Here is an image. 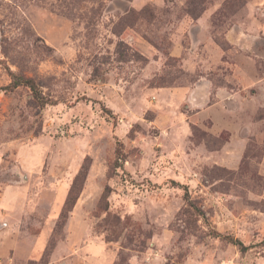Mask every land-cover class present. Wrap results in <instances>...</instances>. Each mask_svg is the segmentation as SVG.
Masks as SVG:
<instances>
[{
	"label": "rangeland",
	"instance_id": "rangeland-1",
	"mask_svg": "<svg viewBox=\"0 0 264 264\" xmlns=\"http://www.w3.org/2000/svg\"><path fill=\"white\" fill-rule=\"evenodd\" d=\"M251 1L0 0V186L65 192L42 263L68 237L71 264H264L263 11L243 49L226 38ZM211 6L205 61L173 56L199 50ZM13 76L47 104L2 91ZM202 81L213 108L199 115ZM38 211L31 229L45 233Z\"/></svg>",
	"mask_w": 264,
	"mask_h": 264
},
{
	"label": "crops",
	"instance_id": "crops-1",
	"mask_svg": "<svg viewBox=\"0 0 264 264\" xmlns=\"http://www.w3.org/2000/svg\"><path fill=\"white\" fill-rule=\"evenodd\" d=\"M262 6H264V0H252L251 4L245 7V10L249 11V14L246 13V18H238L231 26H229V29L226 32V38L229 42H233L238 46L241 45V49L247 45L244 40H248L249 38L248 26L250 20L248 18L254 14L255 9L260 10L261 14L262 11L264 13ZM218 8L219 6H211L210 8H207L204 13L195 20L197 32L196 36H193L196 39L193 46H196L199 50L197 52H192V50H187L185 48L183 51V47L180 44H177L172 52L173 56L181 57L185 54H192L198 55L200 62L205 61L203 56L204 48L209 46L213 50L214 44H212L213 42L209 43V40H206L205 42H207V45H204L200 43V39L208 38V35L205 32L211 28L212 16ZM234 39L238 40V42H234ZM213 53L215 56L213 61L221 60V56L224 54L222 50H219L216 47ZM196 89L200 90L198 94L199 98L197 99V102H200L201 104L199 115L205 114L204 112L209 110L207 108H213V106L207 107L208 98L210 96L209 85L206 81H202L197 85ZM204 95L206 96V99L201 100ZM35 162L36 161L32 164L33 168H36ZM43 186L48 190V198L44 201L43 199L41 200L39 196H34L32 198L29 194L30 189L19 183L0 186V264H59V262L62 261L63 263L61 264L72 263V259H69V256L73 253L71 250L73 247L69 245L68 237L56 244L47 263L41 262L42 255L51 235L50 227L53 226V221L57 218V216L55 218H50L49 213L52 207H55L57 215L58 209L65 198V192H61V197L59 198L58 187L55 184L48 183ZM41 208L48 210L47 215H49L48 221L50 226L45 233H43L42 228L40 230V226L37 227L39 231L36 232V229L34 231L36 233H34L31 229L34 226L31 224L33 221L31 215L35 214L38 210H41ZM42 234L44 235L41 238ZM37 243L40 248L34 250ZM99 248L100 247H98V249ZM98 249L97 253L102 255L103 250ZM82 252L83 254L85 253L86 259L90 258L88 254L90 252L89 249H85ZM97 258L95 257L96 260Z\"/></svg>",
	"mask_w": 264,
	"mask_h": 264
},
{
	"label": "trees",
	"instance_id": "trees-1",
	"mask_svg": "<svg viewBox=\"0 0 264 264\" xmlns=\"http://www.w3.org/2000/svg\"><path fill=\"white\" fill-rule=\"evenodd\" d=\"M198 16V15H197ZM196 16V17H197ZM19 86H25L27 88L30 89L31 93H32V96L33 98L39 102L40 106H45L47 103L44 102L43 100V97H41V93L37 87V84L35 83L34 80L32 79H27V78H22V77H17V76H13L12 77V80H11V83L4 87L3 89H1L2 91H6L7 89L9 88H17ZM77 200V197H73L72 194H71V191L67 194V197H66V200H65V203H64V206H63V209L60 213V217H59V220L61 222H63L66 218H67V215L70 211H72L74 205H75V202ZM63 223H61L60 226H62ZM235 244H238L239 246H241L243 248V245L242 243H240L239 241H233Z\"/></svg>",
	"mask_w": 264,
	"mask_h": 264
}]
</instances>
